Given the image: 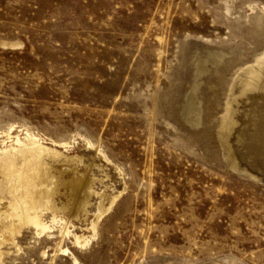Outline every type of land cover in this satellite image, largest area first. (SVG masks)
<instances>
[{"label": "rangeland", "instance_id": "374dc122", "mask_svg": "<svg viewBox=\"0 0 264 264\" xmlns=\"http://www.w3.org/2000/svg\"><path fill=\"white\" fill-rule=\"evenodd\" d=\"M261 57L264 0H0V157L55 150L58 207L91 180L87 217L48 211L0 264H264Z\"/></svg>", "mask_w": 264, "mask_h": 264}, {"label": "bare ground", "instance_id": "6f19581e", "mask_svg": "<svg viewBox=\"0 0 264 264\" xmlns=\"http://www.w3.org/2000/svg\"><path fill=\"white\" fill-rule=\"evenodd\" d=\"M257 60L258 65L251 68L250 74L246 76L248 82L246 86L248 87H257L255 86L256 82L262 76L264 57ZM195 68L197 73H202L206 66L199 61L196 63ZM194 93L189 94L185 101V108L192 109ZM24 138L26 143L16 137V144L19 145L16 154L3 150V154L0 157V177L8 179V187L13 196V202H9L4 211L0 209V259L3 246L9 243L14 244L15 238L23 230H34L35 234L40 236L51 233L52 227L45 222V214L48 211L52 213V224L63 223L65 226L69 223L73 226L72 222L74 219L85 218L89 212L87 208L89 206L88 198L90 197L88 196H90L89 190L91 188L89 183H91V180L86 177L81 179L79 177L72 178L68 182V200L61 207L55 206L53 197L58 192L59 186L65 184V182L61 174L54 175L50 172L51 170L43 158H54V156H57V152L37 144L39 140L32 135L27 134ZM114 201L115 198L111 200L108 208L113 205ZM97 209L94 220L89 222L90 226L85 230L95 231L96 221L102 218L104 212L108 211L102 204H99ZM65 212L68 216L67 220H63L60 217ZM63 235H69V231L66 228L63 230ZM72 236L76 245L80 246L88 243L87 237L82 234H74Z\"/></svg>", "mask_w": 264, "mask_h": 264}]
</instances>
